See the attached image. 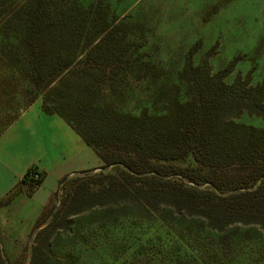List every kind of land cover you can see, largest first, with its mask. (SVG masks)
<instances>
[{
  "label": "rangeland",
  "instance_id": "obj_1",
  "mask_svg": "<svg viewBox=\"0 0 264 264\" xmlns=\"http://www.w3.org/2000/svg\"><path fill=\"white\" fill-rule=\"evenodd\" d=\"M31 1L0 0V133L29 108L26 84L13 63L24 56L18 41L22 21L18 15L23 8H31ZM48 7L52 17H75L76 25L91 32L100 31L104 25H95L106 17L109 40L130 47L129 68L112 74L97 67L100 63L109 71L111 56L96 54L97 60L86 63L83 55L78 56L71 79L49 87L56 89L51 100L64 109L93 102L135 116L143 111L165 115L191 95L180 74L194 48L197 67L216 46L209 59L213 74L242 57L226 78L227 85L239 74L245 78L251 70L254 86L264 79V0H48ZM90 10L98 12L100 19L91 22ZM192 91L200 100L199 85H192ZM37 101L42 102V97ZM235 121L264 131L260 117L243 113ZM24 144L21 141L16 146ZM162 155L168 159L161 158L158 164L196 167L192 160L181 163L177 154L164 151ZM234 169L225 171L236 175ZM6 199L0 200L1 256L8 264H29V258L25 262L20 258L35 223L20 222L18 214L19 223H12L11 213L18 207L3 206ZM60 206L55 197L51 207ZM23 211H27L25 207L20 213ZM58 224L60 228L50 240L51 264L264 263V234L257 225L237 223L219 233L202 219L186 217L173 207H148L133 198L95 205Z\"/></svg>",
  "mask_w": 264,
  "mask_h": 264
},
{
  "label": "trees",
  "instance_id": "obj_2",
  "mask_svg": "<svg viewBox=\"0 0 264 264\" xmlns=\"http://www.w3.org/2000/svg\"><path fill=\"white\" fill-rule=\"evenodd\" d=\"M30 3L31 8H23L18 15L22 20L18 41L24 56L13 63L26 84V107L42 97L43 110L64 118L97 152L103 165L98 171H82L60 181L54 198H59L61 206L51 207L53 198L44 207L20 259L25 262L29 258V264H51L50 240L60 228L58 222L118 199L141 200L148 207H173L186 217L202 219L219 233L242 223L257 225L264 234V131L235 121L243 113L264 121V79L254 86L251 70L245 78L239 74L232 85L225 83L242 57H235L225 69L213 74L209 59L216 46L197 67L194 48L180 74L191 95L162 116H151L147 111L135 116L93 102L64 109L57 100H51L56 89L49 87L71 79L78 56L83 55V63L97 60L96 54L111 56L109 71L100 63L97 67L112 74L116 69L129 68L130 47L109 40L106 17L94 24L104 25L102 29L91 32L76 25L75 17H52L48 0ZM90 13L91 22L100 19L98 12ZM5 38L11 39L10 35ZM192 85H199L200 100ZM164 151L177 154L175 158L181 163L192 160L196 167L158 164L157 160L168 159L162 155ZM233 166L236 175L225 171ZM45 176L37 166L29 168L3 206L11 203L22 184L32 196ZM0 264H8L1 253Z\"/></svg>",
  "mask_w": 264,
  "mask_h": 264
},
{
  "label": "crops",
  "instance_id": "obj_3",
  "mask_svg": "<svg viewBox=\"0 0 264 264\" xmlns=\"http://www.w3.org/2000/svg\"><path fill=\"white\" fill-rule=\"evenodd\" d=\"M14 141L25 144L17 147L19 142L12 145ZM102 165L97 152L64 118L45 112L42 102L36 101L0 134V200L11 194L29 168L37 166L46 173L41 186L28 196L22 184L8 205L10 210L18 207L16 213L10 212L12 223H19L18 214L20 222L34 224L54 198L64 177L96 170ZM23 207L27 211L20 213Z\"/></svg>",
  "mask_w": 264,
  "mask_h": 264
}]
</instances>
